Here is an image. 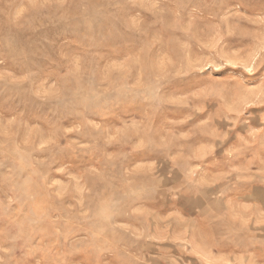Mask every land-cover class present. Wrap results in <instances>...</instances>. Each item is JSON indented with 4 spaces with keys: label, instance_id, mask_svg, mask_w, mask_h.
<instances>
[{
    "label": "rangeland",
    "instance_id": "1",
    "mask_svg": "<svg viewBox=\"0 0 264 264\" xmlns=\"http://www.w3.org/2000/svg\"><path fill=\"white\" fill-rule=\"evenodd\" d=\"M262 69L264 0H0V264H264Z\"/></svg>",
    "mask_w": 264,
    "mask_h": 264
},
{
    "label": "crops",
    "instance_id": "2",
    "mask_svg": "<svg viewBox=\"0 0 264 264\" xmlns=\"http://www.w3.org/2000/svg\"><path fill=\"white\" fill-rule=\"evenodd\" d=\"M253 196L260 204L264 206V189H255V191H253Z\"/></svg>",
    "mask_w": 264,
    "mask_h": 264
},
{
    "label": "snow or ice",
    "instance_id": "3",
    "mask_svg": "<svg viewBox=\"0 0 264 264\" xmlns=\"http://www.w3.org/2000/svg\"><path fill=\"white\" fill-rule=\"evenodd\" d=\"M209 71H212V69L209 68L207 70H203L202 75L206 77ZM247 71H248L249 75L252 74V70L251 69H249ZM262 71H264V69H262ZM221 74H222L221 70H219V69H217L216 72L214 73V75H221Z\"/></svg>",
    "mask_w": 264,
    "mask_h": 264
}]
</instances>
